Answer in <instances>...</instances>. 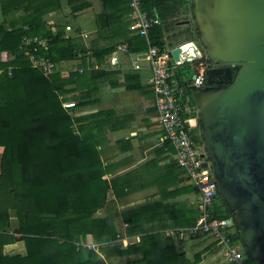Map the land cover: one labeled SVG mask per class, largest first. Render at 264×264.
I'll use <instances>...</instances> for the list:
<instances>
[{
  "label": "trees",
  "instance_id": "16d2710c",
  "mask_svg": "<svg viewBox=\"0 0 264 264\" xmlns=\"http://www.w3.org/2000/svg\"><path fill=\"white\" fill-rule=\"evenodd\" d=\"M129 1L101 0L94 19L98 37L84 39L82 32L92 28L78 19L91 0H0V264H97L98 253L77 242L88 235L94 243L116 237L115 215L96 214L109 190L100 138L92 129L77 130L74 112L62 103L86 97L78 92L81 83L106 74L87 67L104 64L118 43L128 41L131 53L147 49L145 38L129 29ZM64 2L74 17L51 23L48 15ZM143 9L160 19L150 31L152 44L166 48V27L188 11L189 0H144ZM67 25L72 30L64 38ZM35 36L52 39L49 49L39 47L38 53L58 65L76 60L84 72L46 76L32 67L23 43ZM178 68L186 74L192 69L190 64ZM215 203L220 210L214 207V214L224 217L225 203ZM14 229L24 251L4 252L17 241Z\"/></svg>",
  "mask_w": 264,
  "mask_h": 264
},
{
  "label": "crops",
  "instance_id": "0c3cea01",
  "mask_svg": "<svg viewBox=\"0 0 264 264\" xmlns=\"http://www.w3.org/2000/svg\"><path fill=\"white\" fill-rule=\"evenodd\" d=\"M101 10V0H91V6L79 16V23L92 28L88 39L98 37L94 19ZM183 17L186 15L167 25V47L176 41L190 40L189 26L178 24ZM191 40L196 42L194 36ZM144 51L119 54L115 64L110 62L111 54L104 64L95 62L99 67L91 70L106 74L102 79L95 77L81 83L78 92L86 97L75 100L77 104L72 108L76 129H92L100 138L98 148L102 150L109 182L101 211L102 215H115L116 237L97 243L93 249L100 256L97 264H233L213 236L179 234L197 221L198 192L178 166L174 149L159 123L149 84L150 69L142 59ZM2 57L5 59L7 52ZM135 61L142 68L135 69ZM69 65L71 69L66 68ZM78 65L76 60L64 61L58 69L62 67L59 70L66 75L76 71ZM176 69L179 75L174 74ZM186 72L185 68H173L176 86L186 84ZM1 152L0 147V157ZM16 223L12 216L10 225L15 228ZM13 231L17 241L5 245L4 252H23L21 236L16 229ZM83 242L94 243L91 235ZM104 244L105 251L101 248Z\"/></svg>",
  "mask_w": 264,
  "mask_h": 264
},
{
  "label": "water",
  "instance_id": "95a60500",
  "mask_svg": "<svg viewBox=\"0 0 264 264\" xmlns=\"http://www.w3.org/2000/svg\"><path fill=\"white\" fill-rule=\"evenodd\" d=\"M189 14L178 24L189 26L206 62V85L190 86L189 95L206 165L237 230L235 244L244 259L264 264V0H190ZM189 41L168 46L172 63Z\"/></svg>",
  "mask_w": 264,
  "mask_h": 264
},
{
  "label": "built area",
  "instance_id": "2783aa9c",
  "mask_svg": "<svg viewBox=\"0 0 264 264\" xmlns=\"http://www.w3.org/2000/svg\"><path fill=\"white\" fill-rule=\"evenodd\" d=\"M130 31L145 38L147 49L143 53L142 59L148 62L150 69L149 84L152 87L155 97V106L158 120L161 124L165 138L174 149L175 159L178 166L185 171L191 183L198 192L196 223L187 229L179 231L180 236L191 235H211L220 245L224 247L226 259L233 264H248L244 259V251L235 244L237 233L228 222L227 217H219L214 214V203L218 194L217 182L211 176L210 165H206L208 158L202 144L195 139L194 126L189 118L190 97L186 99V94L190 86L201 87L205 80V60L199 46L194 41L182 43L181 53L175 63L171 62L172 49L169 47L160 48L152 44L150 31L160 24L158 16H153L143 9L144 0H130ZM72 28L66 26L64 38L70 36ZM82 37L88 39L89 33L82 32ZM52 39L43 37L25 38L23 47L25 54L31 61L32 67L40 69L44 75L49 76L58 70V64L38 53V48L49 49ZM130 54V44L128 41L120 42L111 53L110 62H118L119 54ZM183 61L191 65L196 77L186 82L184 86H176L172 79L173 68L181 65ZM98 64L89 65L87 69L98 68ZM135 69L142 68V65L135 61ZM79 72H84V68H78ZM63 106L72 109L76 106L75 100H64ZM187 113V114H186ZM102 215V211H97ZM78 246L87 249H95L99 244L77 242Z\"/></svg>",
  "mask_w": 264,
  "mask_h": 264
},
{
  "label": "rangeland",
  "instance_id": "374dc122",
  "mask_svg": "<svg viewBox=\"0 0 264 264\" xmlns=\"http://www.w3.org/2000/svg\"><path fill=\"white\" fill-rule=\"evenodd\" d=\"M189 3H190V0H189ZM65 8H67L66 10H65ZM186 15V17L187 18H190V14H189V9H188V11L187 12H185V14L184 15H182V16H185ZM49 16H54V18H50ZM48 17H49V19H52L53 21H62V22H66V21H69V20H72V18L74 17V15L72 14V12H71V10H70V6L66 3V2H64V4H63V8L60 10V11H57V12H53L52 13V15H48ZM183 19H184V17H183ZM0 20H1V15H0ZM70 22V21H69ZM192 26H193V24H192ZM70 66V65H69ZM62 68V67H61ZM61 68H59V69H61ZM66 68H68V69H71L72 68V66H70V67H68V66H66ZM177 68V67H176ZM59 69H58V71H59ZM76 70V69H75ZM179 72H178V69H176L175 71H174V74L175 75H179L178 74ZM70 96H72V95H70ZM104 205H105V203H104ZM104 205H102V207L100 208V210L102 209L103 211H104ZM214 207L216 208V209H218V210H220V207L216 204V203H214ZM96 214L97 215H99L98 213H97V211H96ZM103 214V213H102ZM250 264V263H249Z\"/></svg>",
  "mask_w": 264,
  "mask_h": 264
},
{
  "label": "flooded vegetation",
  "instance_id": "af4514ba",
  "mask_svg": "<svg viewBox=\"0 0 264 264\" xmlns=\"http://www.w3.org/2000/svg\"><path fill=\"white\" fill-rule=\"evenodd\" d=\"M206 63V62H205ZM205 66V68H206V64L204 65ZM206 83H207V79L205 80V82H204V84L202 85V86H205L206 85ZM191 99V98H190ZM190 113H189V118H190V120H191V123L193 124V126H194V130L196 131V135L198 136V138H199V141H200V143L202 144V137H201V135H200V123H199V119H198V114H197V107H196V105H195V103L193 102V100H190ZM202 147H203V145H202ZM209 164H210V159H209ZM210 169H212V166L210 165ZM217 186H218V184H217ZM220 197V194H219V187H218V194H217V196H216V199H215V201H219L220 199H221V197ZM221 201H222V199H221ZM224 202V201H223ZM225 206H226V204H225ZM225 211H226V207H225ZM224 211V212H225ZM236 229V228H235ZM237 231V230H236Z\"/></svg>",
  "mask_w": 264,
  "mask_h": 264
}]
</instances>
